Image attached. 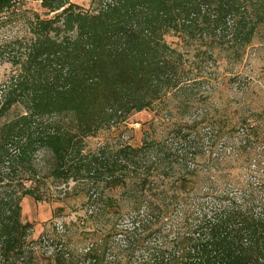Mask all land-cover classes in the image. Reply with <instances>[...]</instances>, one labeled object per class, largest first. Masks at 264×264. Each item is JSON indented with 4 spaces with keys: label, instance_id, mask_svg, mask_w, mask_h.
Instances as JSON below:
<instances>
[{
    "label": "trees",
    "instance_id": "obj_1",
    "mask_svg": "<svg viewBox=\"0 0 264 264\" xmlns=\"http://www.w3.org/2000/svg\"><path fill=\"white\" fill-rule=\"evenodd\" d=\"M35 1L1 47L0 264H264V0ZM24 198L81 204L31 238Z\"/></svg>",
    "mask_w": 264,
    "mask_h": 264
},
{
    "label": "rangeland",
    "instance_id": "obj_2",
    "mask_svg": "<svg viewBox=\"0 0 264 264\" xmlns=\"http://www.w3.org/2000/svg\"><path fill=\"white\" fill-rule=\"evenodd\" d=\"M70 2L88 10L91 0H70ZM52 15H47L41 8L40 3L35 0H22L19 5L11 6L8 10L0 13V87L12 70L10 63L7 62L6 54L1 52V47L15 38L27 36V27L36 17L46 19L52 17ZM243 60L240 68L241 66L244 67L247 73L258 75L260 70L264 72V46L254 44L247 50ZM219 67L218 73L223 75L226 74V69H229L230 66L226 62H220ZM152 119V111L134 113L125 124L110 131L99 133L96 138L89 139L88 144L94 148L104 141L120 140L132 146H137L140 144L143 135L148 131V125L152 122ZM39 160L43 161L41 157ZM80 204L81 200L68 201L66 204H62L59 202L40 203L30 198H24L21 204L22 221L34 225L31 238H36L41 233L43 224L52 218L53 211L57 207H63L65 212L69 213L71 208L78 207ZM70 217H73V214Z\"/></svg>",
    "mask_w": 264,
    "mask_h": 264
},
{
    "label": "built area",
    "instance_id": "obj_3",
    "mask_svg": "<svg viewBox=\"0 0 264 264\" xmlns=\"http://www.w3.org/2000/svg\"><path fill=\"white\" fill-rule=\"evenodd\" d=\"M9 1V4L10 6H17L19 5V3L22 1V0H8Z\"/></svg>",
    "mask_w": 264,
    "mask_h": 264
}]
</instances>
